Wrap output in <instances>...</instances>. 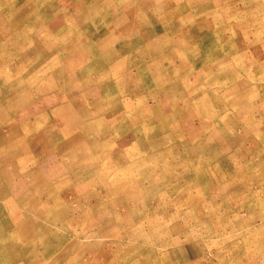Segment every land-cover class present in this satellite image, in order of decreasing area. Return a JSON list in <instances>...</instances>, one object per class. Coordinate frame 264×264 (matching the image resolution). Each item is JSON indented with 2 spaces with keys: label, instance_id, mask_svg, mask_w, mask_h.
Here are the masks:
<instances>
[{
  "label": "rangeland",
  "instance_id": "obj_1",
  "mask_svg": "<svg viewBox=\"0 0 264 264\" xmlns=\"http://www.w3.org/2000/svg\"><path fill=\"white\" fill-rule=\"evenodd\" d=\"M0 264H264V0H0Z\"/></svg>",
  "mask_w": 264,
  "mask_h": 264
}]
</instances>
